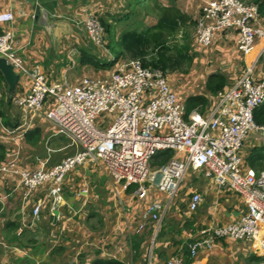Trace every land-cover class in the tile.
<instances>
[{"label":"crops","instance_id":"obj_1","mask_svg":"<svg viewBox=\"0 0 264 264\" xmlns=\"http://www.w3.org/2000/svg\"><path fill=\"white\" fill-rule=\"evenodd\" d=\"M205 1L214 0H0V13L11 12L14 17L0 23V30L12 33L18 57L28 69L39 70L47 85L74 86L86 78L104 79L129 60L118 59L112 51L113 40L119 42L123 32L153 30L162 16H172L179 26L162 51L168 82L187 112L210 116L219 92L233 88L244 76L264 79V38L248 54L237 47V28L219 31L210 46L198 44L196 27ZM86 9L110 29L103 47L74 21L81 20ZM261 18L264 22L262 13ZM19 75L10 96L0 72V164L15 162L27 173L42 167L49 171L81 148L58 134L45 118L56 105L53 99L45 102L42 114L17 104L32 89L30 79ZM255 112L264 123V104ZM106 125L105 119L97 122L99 128ZM242 157L244 170L264 171V138L246 140ZM200 173L189 171L160 223L150 220L147 211L150 202L164 201L166 195L151 190L148 201L139 200L132 187L116 188L101 162L77 166L66 175L63 203L56 210L48 195L51 182L28 193L19 174L2 173L0 264H165L172 257L183 264H259L263 254L247 240L218 239L213 248L191 255L190 247L206 237L202 231L238 222L248 211L239 194L212 184ZM194 194L203 201L191 211ZM38 204L39 219L32 227Z\"/></svg>","mask_w":264,"mask_h":264},{"label":"built area","instance_id":"obj_2","mask_svg":"<svg viewBox=\"0 0 264 264\" xmlns=\"http://www.w3.org/2000/svg\"><path fill=\"white\" fill-rule=\"evenodd\" d=\"M11 12L0 13V23L13 21ZM92 42L103 46L104 28L89 10L81 20ZM237 28V47L244 54L251 52L256 41L264 38V22L256 3L242 0L205 1L202 17L197 23L198 44H214L219 31ZM0 59L13 66L16 73L25 74L32 83L31 93L16 100L34 114H42L46 101L53 99L55 107L45 118L81 150L47 171L21 172L15 162L0 164V174L12 172L22 177L28 193L49 181L53 209L63 203L62 184L75 167L88 162L103 163L116 188L135 185V195L148 201L151 190L165 194L166 200L150 202L148 216L160 223L169 212L179 185L190 170L201 172L219 187H229L239 194L247 214L238 222L215 226L202 231L206 237L191 247V255L211 249L218 239L247 240L263 254L264 264V171L243 168L242 148L249 139L264 138V125L255 120V111L264 104V79L253 81L242 77L233 88L217 95V104L210 116L187 112L181 98L170 86L166 72L145 67L139 60L124 63L104 79L86 78L79 85H47L39 70H30L13 47V35L0 30ZM109 113L115 116L103 130L97 118ZM172 151L174 156L155 171L150 164L160 152ZM203 199L194 194L191 211H196ZM40 205L33 210L36 225ZM145 228L141 226L140 230ZM165 264H183L172 257Z\"/></svg>","mask_w":264,"mask_h":264},{"label":"trees","instance_id":"obj_3","mask_svg":"<svg viewBox=\"0 0 264 264\" xmlns=\"http://www.w3.org/2000/svg\"><path fill=\"white\" fill-rule=\"evenodd\" d=\"M260 12L264 15V3L259 6ZM106 32L109 33L110 29L106 27ZM179 24L178 21L172 17L164 15L158 22L157 28L153 30H144L135 32L126 30L120 36L119 42L113 40V53L117 58H128L130 60H139L145 67L160 68L167 73V68L164 63L163 57L165 53L162 51L167 50V37L176 32ZM257 111V110H256ZM256 113V112H255ZM255 120L258 124L264 125L260 120ZM174 155L172 151L160 152L152 161V165L163 166Z\"/></svg>","mask_w":264,"mask_h":264},{"label":"water","instance_id":"obj_4","mask_svg":"<svg viewBox=\"0 0 264 264\" xmlns=\"http://www.w3.org/2000/svg\"><path fill=\"white\" fill-rule=\"evenodd\" d=\"M0 72L3 74L9 86V95L13 96L15 89L20 82V75L15 72L13 66L7 64L5 59H0Z\"/></svg>","mask_w":264,"mask_h":264},{"label":"rangeland","instance_id":"obj_5","mask_svg":"<svg viewBox=\"0 0 264 264\" xmlns=\"http://www.w3.org/2000/svg\"><path fill=\"white\" fill-rule=\"evenodd\" d=\"M248 1H250V3H252V1L251 0H248ZM102 20V19H101ZM102 23V22H101ZM102 25H103V28H104V37H105V35H108V33L106 32V28H105V26H104V23H102ZM112 36L114 37L115 36V31H113L112 32ZM103 44H104V42H103ZM98 47H103L102 46V44L101 45H97ZM107 52V51H106ZM130 60V59H129ZM128 60V61H129ZM114 118H115V116L114 115H112V114H109V113H103V114H101L98 118H97V121L96 122H98L100 119H105V120H107V125H106V127L105 128H102L103 130H106L111 124H112V122H113V120H114ZM108 119H110L111 120V122L109 123L108 122ZM101 126V125H100ZM156 167H151V171H153L154 169H155ZM187 177V176H186ZM105 178H102L101 179V181H100V184L103 186V185H105ZM137 198H138V196H136ZM139 199V198H138ZM140 200V199H139ZM36 237H37V239L39 240H42V236L40 235V234H37L36 235ZM254 257H257V255H254Z\"/></svg>","mask_w":264,"mask_h":264},{"label":"clouds","instance_id":"obj_6","mask_svg":"<svg viewBox=\"0 0 264 264\" xmlns=\"http://www.w3.org/2000/svg\"><path fill=\"white\" fill-rule=\"evenodd\" d=\"M253 3V2H252ZM258 5V4H257ZM259 6V5H258ZM89 11H91V12H94L93 10H90L89 9ZM94 14L98 17V15L94 12ZM261 14V13H260ZM98 19L102 22V20L98 17ZM77 20V19H76ZM74 21H75V19H74ZM103 23V22H102ZM83 26V25H82ZM85 28V27H84ZM129 61H132V60H129ZM129 61H127V62H129ZM126 63V62H125ZM124 64V63H123ZM122 64V65H123ZM121 67V66H120ZM119 69V68H118ZM118 69H116V71L118 70ZM115 71V70H114ZM113 72V71H112ZM167 75V74H166ZM261 107V106H260ZM174 154H175V152H174ZM167 164V163H166ZM151 167H156L153 171H155V170H157L158 168H160L161 166H158V165H155V166H153L152 165V163L150 164V169H151ZM187 176V175H186ZM202 176V175H201ZM209 180V179H208ZM209 182H210V180H209ZM129 187H132L134 190H136V186L135 185H130ZM178 193V192H177ZM176 196V195H175ZM174 196V197H175ZM174 199V198H173ZM173 201V200H172ZM172 204V203H171ZM145 229V228H144ZM143 229V230H144Z\"/></svg>","mask_w":264,"mask_h":264},{"label":"bare ground","instance_id":"obj_7","mask_svg":"<svg viewBox=\"0 0 264 264\" xmlns=\"http://www.w3.org/2000/svg\"><path fill=\"white\" fill-rule=\"evenodd\" d=\"M257 52V51H256ZM252 55V54H251ZM249 56V55H248Z\"/></svg>","mask_w":264,"mask_h":264}]
</instances>
